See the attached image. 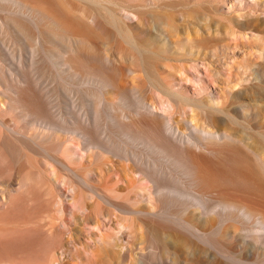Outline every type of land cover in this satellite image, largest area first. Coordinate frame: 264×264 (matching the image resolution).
<instances>
[{"label":"rangeland","instance_id":"1","mask_svg":"<svg viewBox=\"0 0 264 264\" xmlns=\"http://www.w3.org/2000/svg\"><path fill=\"white\" fill-rule=\"evenodd\" d=\"M28 5L49 15L55 23L47 17H30L22 6L11 0H0V141L7 138L8 127L23 126L19 114L10 107L9 98L15 96L14 86L17 84L22 87L28 84L56 124H62L64 118L68 125L86 123L92 126L97 119L101 132L120 141L122 134L114 131L110 116L118 118L115 122L119 124L130 120L138 123L132 110L136 97L130 89L135 87L146 98L156 97L155 87L169 82L173 90L194 102H209L210 94H214L223 108H229L233 102L243 105L244 110L231 111L238 119V125L227 119L221 122L217 119V125L220 131L237 140L243 139L246 145L262 151L256 147L257 142L253 145L249 140L253 131L250 132L248 126H252L256 134H264V0H48L43 6L33 2ZM99 6L115 9L123 17L117 15L115 23L98 11ZM54 7L59 9V16L51 12ZM119 8H126V11ZM82 10L96 15L98 28L89 27L85 31L78 27L76 22L82 23L76 18L82 16ZM65 17L73 25L68 26L69 33L64 30ZM56 23H63V28ZM78 51L96 67L108 63V60L112 62L116 87L106 95L112 105L109 109L104 104L98 106L97 118L92 104L98 101L91 95L97 91V84L79 78L64 66V60L76 57ZM120 88H124L123 91ZM124 91L126 95L122 94ZM154 112L159 115L172 112L173 119L178 121L176 125L187 133L183 120L192 113L184 103H178L173 109L157 107ZM30 129L27 128V132L32 139L35 133L31 134ZM60 137L67 139L66 136ZM13 143L21 153L38 159L40 167L43 166L42 174L49 177L44 170L47 159L37 147L30 145L29 141V145ZM74 143L69 139L65 145L75 148ZM228 145L220 143L213 148L223 155L234 154L235 157H231L240 167L248 168V163L264 167L245 146L238 143L231 144L234 147ZM235 148L241 155L234 153ZM258 154L264 158L261 152ZM205 156L213 162L219 160L217 155ZM22 158L19 162L9 161L8 171L0 177V191H3L0 192V209L19 188V165L26 160L24 156ZM102 168L104 177H92L90 182L96 188L103 190L110 188L115 181L119 186L125 182L120 181L126 173L122 164L108 163ZM5 181L13 185L5 188ZM65 193L67 197H62L63 215L42 216L33 223L17 225L21 229L42 230L56 238V245L50 250L51 264H146L145 260L152 264H194L185 259L183 231L172 223L162 220L157 224L144 219L139 222L143 228L141 235L134 227L119 226L115 213L93 197H84L81 209H77L67 201L71 193ZM118 196L122 198L123 194ZM118 232L123 246L132 247V251L117 259L108 252L110 248L106 249L109 261L103 262L98 258L102 253L96 254L101 239ZM35 259L8 257L2 264H36L39 261Z\"/></svg>","mask_w":264,"mask_h":264},{"label":"bare ground","instance_id":"2","mask_svg":"<svg viewBox=\"0 0 264 264\" xmlns=\"http://www.w3.org/2000/svg\"><path fill=\"white\" fill-rule=\"evenodd\" d=\"M11 1L22 6L30 17H47L55 23L49 15L28 5L33 2L43 6L48 4V0ZM98 11L116 23L119 14L115 9L99 6ZM51 12L60 15L57 7L52 8ZM80 13L82 16L76 19L82 24L76 23L82 30L99 27V19H96L95 14H87L84 10ZM66 17L63 19L64 30L69 33L67 28L73 25ZM124 17L130 20L128 16ZM59 23L56 24L63 28V23ZM73 40L80 42L78 39ZM107 62L96 67L79 51L76 57L64 60V66L74 75L97 84V91L91 93L98 101L92 104L96 118L98 106L104 104L108 109L111 107L112 102L106 99V95L116 87L112 62ZM14 87L15 96L9 98L10 107L19 114L23 126L8 127L7 138L0 141V177L8 171L9 161L19 162L23 156L26 160L19 165V188L0 209V264L5 258L19 256L25 260L36 258L39 261L36 264L52 263L50 250L56 245V238L42 230L21 229L17 225L33 223L42 216L63 215L65 207L62 197H67L65 192L71 193L67 201L77 209H81L84 197H93L101 206L115 213L119 226L134 227L141 235L143 228L139 222L144 219L157 224L162 220L172 223L183 231L181 238L187 262L264 264V167L250 163L246 165L248 168L240 167L231 157L234 154L223 155L213 148L220 143L224 146L229 144L228 147L238 143L250 150L264 165V158L261 159L258 154L261 152L264 156L263 133L256 134L255 129L248 126V130L253 131L249 140H252L253 145L257 142L260 147H256L262 149L257 151L250 144L246 145L243 139L237 140L231 134L220 131L217 125V119L220 122L227 119L231 124L238 125L239 121L231 111H242L245 109L243 105L233 102L229 108H223L214 94H210L209 102H194L183 98L169 82L155 87L153 92L158 98L154 95L146 98L132 87L130 91L136 97L132 110L137 115L138 123L130 120L119 124L115 122L116 117L110 116L114 131L123 137L117 141L107 132L99 130L101 125L97 119L92 126L86 123L68 125L64 118L62 124H56L45 104L28 84L27 87L18 84ZM178 103H184L192 113L183 120L187 133L176 125L178 121L173 119L172 112L167 115L154 112L157 107L161 110L173 109ZM27 128H31V134L35 133L32 139ZM60 136H66L67 139L62 140ZM69 139L75 141V148L65 145ZM15 141L26 144L29 141L30 145L37 147L47 159L44 161V170L49 177L42 174L40 161L32 155L21 153L13 143ZM237 151L234 153L238 154ZM202 154L211 157L217 155L219 160L213 162V159ZM115 162L122 164L126 171L120 179L125 181L121 186L115 181L110 188L100 190L90 183L92 177H104L102 166ZM4 183L5 188L13 185L9 181ZM0 192L3 193L2 190ZM119 194H123L122 198ZM119 232L101 239L96 254H102L95 256L103 262L109 261L106 249L108 251L110 248L108 252L117 259L132 251V247L123 246ZM21 239L24 241H19ZM134 247L137 249L135 243ZM145 263L152 264L146 260Z\"/></svg>","mask_w":264,"mask_h":264}]
</instances>
